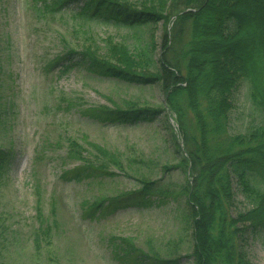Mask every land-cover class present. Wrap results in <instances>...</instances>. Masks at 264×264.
<instances>
[{
    "label": "rangeland",
    "instance_id": "374dc122",
    "mask_svg": "<svg viewBox=\"0 0 264 264\" xmlns=\"http://www.w3.org/2000/svg\"><path fill=\"white\" fill-rule=\"evenodd\" d=\"M80 4L71 2L61 12L43 15L32 0H0V148L10 155L0 176V264H134L122 257L124 245L117 238L151 256L193 264L183 144L161 86L109 77L83 65L65 74L58 66L48 68L66 48L86 45L82 29L97 39L112 35L130 48L149 39V33L80 21ZM162 31V21L151 30L157 56ZM231 103L229 133L245 132L260 122L243 81L233 90ZM143 106L163 108L152 121L126 125L96 117L103 107ZM186 120L191 133L192 122ZM67 138L89 159L97 154L107 159L108 154L121 169L111 164L107 171L113 174L64 179L62 171L80 163L69 157ZM141 177L174 199L142 206L130 196L123 200L125 206L104 215L89 216L84 210L83 205L102 196L137 189ZM232 190L230 212L235 216L250 204L233 176ZM39 216L48 231L35 241ZM238 244L249 264H264V230L245 229Z\"/></svg>",
    "mask_w": 264,
    "mask_h": 264
},
{
    "label": "trees",
    "instance_id": "16d2710c",
    "mask_svg": "<svg viewBox=\"0 0 264 264\" xmlns=\"http://www.w3.org/2000/svg\"><path fill=\"white\" fill-rule=\"evenodd\" d=\"M32 1L43 15H53L71 2L81 1L76 15L82 22L97 21L149 33L146 42L130 48L112 35L97 39L89 29H82L86 45L66 48L50 60L48 68L58 66L59 73L65 74L73 66L83 65L109 77L159 84L167 108L175 114L183 144L181 164L188 174L183 193L191 235L188 256L193 264H249L238 240L247 228L264 230V0ZM159 21L163 31L157 56L151 30ZM241 81L246 83L250 102L261 120L245 132L231 134V95ZM162 108L103 107L96 117L126 125L152 121ZM187 117L192 122L191 133ZM67 145L69 157L80 163L62 171L66 180L113 174L107 171L112 165L121 169L108 154L107 159L97 154L91 160L73 140L67 138ZM9 157V152L0 148V176ZM232 176L250 204L235 216L230 212L234 203ZM138 183L133 191L90 201L83 205L84 210L89 216L104 215L125 206L123 200L130 196L142 206L174 199L147 177ZM38 219L35 241L48 231V225L40 216ZM116 240L124 245L122 257H130L134 264H141L144 258L145 264L177 261L176 257L151 256L126 238Z\"/></svg>",
    "mask_w": 264,
    "mask_h": 264
}]
</instances>
